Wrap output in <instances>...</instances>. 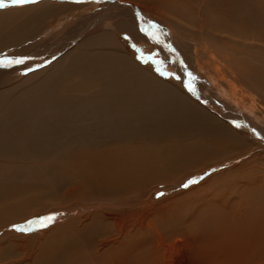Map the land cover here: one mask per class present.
Instances as JSON below:
<instances>
[{"label": "bare ground", "instance_id": "obj_1", "mask_svg": "<svg viewBox=\"0 0 264 264\" xmlns=\"http://www.w3.org/2000/svg\"><path fill=\"white\" fill-rule=\"evenodd\" d=\"M49 2L56 1L35 5L40 7ZM112 2H103L97 11L77 16L71 25L39 43L36 41L35 45L13 36L12 31L5 37L2 34L1 41L20 45L17 51L22 54L16 59L23 62L51 55L59 57L27 77L0 76V151H10L12 136L23 137L25 128L28 130L26 103L32 104L44 90L51 107L57 108L66 103L82 106L102 97L114 105L131 101L137 106H148L142 104V99L145 95L156 96L158 91L152 93L156 83L165 80L132 62L129 56L133 54L117 37V30L127 32L135 41L142 42L146 36L154 40L157 34L151 29L157 24L153 27L149 25L151 21L144 22L139 17H153L156 23L159 22L156 19L163 18L170 32L174 31L168 43L163 38L169 33L155 28L162 35L157 37L164 42L159 50L179 72L180 79L171 83L180 93L174 92L172 96L182 100L173 102L172 106L155 104L159 115L151 125L157 127L159 123L169 122L167 131L155 134L157 139L171 140L163 144L159 141L154 147L126 144L108 148L107 152V149L99 150L92 159L86 157L70 164L79 169L85 180L95 184V189L116 191L127 203L142 205L145 200V206L53 224H58L60 232L48 244L29 250L24 258L18 254L0 255V264H264V103H257L251 97L248 105L239 106L243 94L257 93L254 86L243 80L242 73L250 77L251 84L255 82L254 76L263 77L259 72L252 73L250 59L264 60V0ZM76 6V12L88 7ZM6 8L12 9L10 6L2 9ZM107 19L110 24L95 25ZM132 29H144L141 33L146 36L135 38ZM97 49L101 50L99 54ZM189 68L205 81L213 79L218 89L225 87V95L235 100L230 103L227 98L230 104L226 105L236 114L206 102ZM97 70L109 72V91L91 90V85H99L92 84ZM25 80L28 83L25 93L7 101L12 84ZM61 84L63 88L58 93L55 87ZM36 101L33 105H41V100ZM225 145H233L238 151L223 154L221 148ZM177 168L183 173L179 171V174ZM23 175L29 177L27 169L13 172V163L0 165V202L10 197L9 190L23 185L19 178ZM191 178L196 183H189ZM154 184L167 185L160 189L163 195L157 199L149 198L148 192ZM184 184L188 186L183 187ZM130 187H134V192L126 197L122 192Z\"/></svg>", "mask_w": 264, "mask_h": 264}, {"label": "rangeland", "instance_id": "obj_2", "mask_svg": "<svg viewBox=\"0 0 264 264\" xmlns=\"http://www.w3.org/2000/svg\"><path fill=\"white\" fill-rule=\"evenodd\" d=\"M42 1L46 0H32V2L23 5H16L12 3V0H0V3L4 5L0 7V37H2V34L3 37H5L8 32L12 31L13 36L23 41L29 40V45H33V43L35 45L37 42L43 41L44 38L52 34L55 35L58 31L71 25L77 16L84 13L90 14L97 11L104 3H110V0H105L103 1L104 3L102 0H49L56 2H49L40 7L35 5ZM115 2L116 0H114V3ZM114 3L112 2L111 4ZM76 4H86L88 7H80L82 10L76 12V9L79 7L78 5L77 7ZM65 5H70V7L67 8ZM8 6L12 9H2ZM108 6L109 5H107V7ZM67 12H69L68 15L66 14ZM54 17H56V19L53 20ZM139 18L144 22L147 20L151 21L149 25L153 27L157 24L154 28L152 27L153 29H151V26H148L153 34H157L154 40L143 34L146 36L144 41H135L127 32H120L118 30L117 33L119 35L117 37L120 38V41L125 45L127 50L133 54V56L126 54L131 58L132 62L138 66L144 67L145 70L152 75L155 74L165 80L156 83V90L154 92L150 91L148 93L146 91L149 95L152 93L156 94V91H158L159 93L156 94L157 97L151 95L150 98H147V95L144 94L145 98H143L141 102L148 106H137L131 101L125 104L117 102V104L114 105L109 99L102 97L100 101L91 100L82 106L80 104L76 105V103H66L65 106L57 108L54 106L51 107L49 104L50 99L44 90V94L36 95L32 104L30 102L26 103L28 130L25 128L23 137H11L10 151L8 153H6V150L0 151V165L4 162L13 163V172L23 168L28 170L29 175V177L24 175L23 177L18 176L22 178L20 181H23V185L9 190L8 194L10 197L0 202V255L18 254L19 258H24L23 255L29 250L34 251L43 244H48V240H53L55 235L60 232L58 224H53L69 223L74 219L81 220L85 216L91 214L123 212L131 209H140L145 206V200L141 202L142 205L135 202L127 203L122 200L123 195L115 193L116 191L110 192L99 186L98 189H95V184L85 180L82 175L78 173L79 169L75 168V166L70 167L71 163L74 164L80 159L86 157H88L87 159H92L96 157L97 154H99L97 153L99 150L107 149V152L109 151L108 148H118L126 144L154 147L158 145L157 142L159 141L160 144H163L171 140L170 138L157 139L159 137L155 134L167 131L170 126L169 122L165 121L159 123L157 127H152L153 125L151 124L159 115L155 111V104H170V106H172L173 102H180L179 100H182L181 98L172 96L174 92L175 94L180 93L171 83V81L179 78V72L175 70L172 61L169 62L167 60L168 58L159 50V45H164V42L158 38L162 35H158L155 28H161L169 33L166 38H163L168 43L171 42V37L169 36L171 32L173 34L174 29L170 32V26L163 18L156 19L159 21L157 23L154 22L155 20H153V17L148 18L146 16H140ZM152 21L153 24H151ZM110 23V20L107 19L95 25L104 26ZM132 30L135 38L140 35L143 36L141 30ZM114 37L116 38L115 35ZM7 43V40L2 39L1 41L0 38V54L12 57V60H15L19 54H22L17 51L20 49V45L13 46V43L11 45ZM112 47L113 46L110 48ZM110 48L107 49V53ZM100 52L101 50L97 49V53L99 54ZM252 54L255 53L252 52ZM111 56L115 59V55L112 54ZM58 57L59 56L55 55L54 57V55H51L50 57L36 58L34 61L27 60L20 64L13 63L8 67H0V76L7 75L6 78L27 77L48 67ZM0 58H3V56H0ZM250 60V63L253 65L251 67L252 73L259 72L261 75L263 74V77L255 74V82L251 84L250 77L248 78L242 73L241 77H243V80L246 83H250L251 87L254 86L253 88L257 93L253 92V94H250L244 90L246 93L243 94L239 102V106L241 107L248 105L251 102V97H254L257 103H264V60L258 61L259 59L255 57H252ZM98 71L99 70L95 71L96 75L94 74V76L97 77L92 84L99 85H91V90L96 91L101 89L109 91V72L107 70L103 72L99 71L98 74ZM189 73L197 84L201 97L203 94V98H205L206 102L210 103L212 107L215 105L214 108L219 107L218 109L228 113L227 111L231 108L227 107L226 104L233 103L235 100L225 95V87H223V90L218 89L213 79L205 81L201 76L197 75L192 68H189ZM75 75L77 76V74ZM100 80H105L106 83H98ZM182 81H184V87L188 91L189 87L185 85V80L182 79ZM27 84V80L12 84L10 94L6 97L7 101L11 99L14 100L16 97H21L25 93L24 88L28 86ZM163 86L165 87L161 88ZM166 87L167 89H165ZM240 87L242 90L244 89L242 86ZM60 88H63L62 84L55 87L58 93L60 92ZM222 91L224 94H221ZM160 93L161 95L167 93L165 95L166 97L163 95L161 97ZM131 96L133 97L132 93ZM227 98L230 103L227 102ZM36 100L42 101L41 105H38V107L33 105L35 102L37 103ZM151 104H153V106ZM78 105L80 106L78 107ZM225 107L227 111L224 110ZM117 110H119L118 113ZM146 110L147 112H145ZM229 112V114H236L235 110L234 112ZM138 116L140 117L136 118ZM251 126L255 128V125ZM161 128L162 130L157 132V130ZM147 132H153V134L150 136L147 135ZM20 141H23V143ZM248 145L252 147L250 143ZM234 151L238 150H236L233 145H225L221 148V153L226 155ZM218 153L219 152H217V154ZM90 156L92 157L90 158ZM218 157H221L220 153ZM256 163L258 164L259 162ZM176 171H181L183 173L182 169L179 168H177ZM181 172H179V174ZM23 186H25V191L22 188ZM145 186L149 185L147 184ZM166 186V184H154V187H150L148 192L149 198H160L162 196L160 194L163 193L160 189ZM69 190H71L70 192L72 194ZM133 192L134 187H130V189L123 191L122 194L129 197ZM138 200L141 201L143 199L141 198ZM253 200L256 201L257 199L255 198ZM47 216L54 217V220L45 228H36L27 233L18 232L13 229V225H25L28 221L35 222ZM92 219L95 220L97 218L93 217ZM45 232L46 237L44 236Z\"/></svg>", "mask_w": 264, "mask_h": 264}, {"label": "snow or ice", "instance_id": "obj_3", "mask_svg": "<svg viewBox=\"0 0 264 264\" xmlns=\"http://www.w3.org/2000/svg\"><path fill=\"white\" fill-rule=\"evenodd\" d=\"M32 2V0H12L13 4L16 5H23L25 3ZM4 5L0 3V7H3ZM141 31H144V29H141ZM150 35V34H149ZM0 56H3V58H0V67H8L9 65L15 63V64H20L23 63L22 59H15L11 60L4 54H0ZM189 183H196L195 180L189 181ZM183 187H187L188 184L182 185ZM160 195H163L161 193ZM54 220V217L52 216H47V217H42L37 221H28L25 225H13V229L18 232H24L27 233L29 231H32L36 228H45L47 227L52 221Z\"/></svg>", "mask_w": 264, "mask_h": 264}]
</instances>
